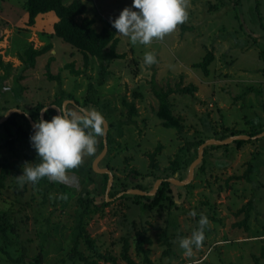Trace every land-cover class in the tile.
<instances>
[{"label":"rangeland","instance_id":"1","mask_svg":"<svg viewBox=\"0 0 264 264\" xmlns=\"http://www.w3.org/2000/svg\"><path fill=\"white\" fill-rule=\"evenodd\" d=\"M84 1L88 11L77 19L90 15L96 19L97 30L110 27L120 37L117 51L125 53L111 61V73L104 84L99 82L98 60L91 58L86 65L76 46L54 34L58 19L54 11L39 13L35 27H31L22 0H0V54L9 62L0 66V116L17 107L22 109L19 119L27 123L22 114H41L37 107L42 104L54 106L47 109L55 110L50 111V119L59 114L56 106L65 103L77 110H100L109 123L110 141L97 165L113 171L114 180L108 192L111 203L104 205L109 174L106 178L105 173L93 168L103 150L104 136L98 138L91 166L85 156L86 168L82 163L69 170L65 182L44 177L35 185L17 180L25 163H38L36 150L28 146L31 142L23 138L27 142L25 147L20 142L15 150L0 142V173L4 164L17 162L8 169L4 185H0V211L9 213L18 225L10 234L11 239L24 242L30 255L38 252L43 243L42 264H71V260L63 259L71 251L74 229L79 231L81 222L100 251L114 254L118 264H128L121 257L125 237L132 242V256L139 263L148 264L135 250V231L143 226L153 239L147 247L154 264H257L256 258L264 264V30L260 29V24H264V0H188V18L149 45L132 44L110 22L132 0ZM256 29L261 32L259 37L251 33ZM48 42H52L53 48L37 56L35 67L23 69L21 55L28 46L32 43L40 48ZM247 42L251 48L243 50ZM210 49L215 57L207 74L195 63ZM145 51L155 53L156 63L143 62ZM259 51L263 55L260 61ZM50 60V70L61 73V82L48 77ZM71 61L83 73L75 75L66 68L65 64ZM20 74L25 78L18 81ZM252 78L257 81L251 82ZM152 79L164 89L168 85L176 88L180 81L183 86H197L193 93L174 90L169 97L174 114L183 120V129L163 125L157 115L159 99L152 90ZM89 82L93 83L91 90ZM69 95L74 96V103L67 101L73 99ZM131 102L138 110L134 115L129 112ZM12 127L16 130V125ZM232 130L236 134H263L240 146L236 140L207 145L192 178L185 184L171 181L168 185L166 191L172 198L166 199L164 207L149 209L150 206L139 203L134 193L126 191H149L158 178L166 175L187 179L199 154V139H223L224 135H233ZM0 133L7 132L2 128ZM251 164L255 169L251 180L233 177L243 175ZM117 191L123 193L119 195ZM125 194L131 197H123ZM149 196L150 199L142 197L141 201H151L156 194ZM82 197L91 199L87 210ZM249 199H254L255 207L246 229L236 223L243 221L245 213L238 211ZM191 210L198 215H189ZM199 213L207 215L210 221L205 239L191 256H185L178 237L191 235L198 227ZM164 228L169 231L168 244L158 240ZM79 241L83 250L92 252L84 239ZM2 243L0 238V263L6 264ZM15 247H10L11 252L18 255L22 250ZM166 249L170 254H164ZM100 264L112 262L101 259Z\"/></svg>","mask_w":264,"mask_h":264},{"label":"trees","instance_id":"2","mask_svg":"<svg viewBox=\"0 0 264 264\" xmlns=\"http://www.w3.org/2000/svg\"><path fill=\"white\" fill-rule=\"evenodd\" d=\"M23 5L27 9L28 12V26H34L36 23V17L39 13H44L48 11H54L58 16L57 21L54 23V34L58 35L65 41L72 43L78 50L82 53L84 63L87 65L91 58H95L99 62L101 73L100 84H104L108 80V75L111 73L109 69L111 61L115 58L124 56L125 53H120L117 51V45L120 41V37L110 28L103 27L101 30H97L94 27L95 17L90 15H84L81 20L77 19L78 15L84 14L88 11V6L84 0H71L67 2L66 0H22ZM53 48L52 42H48L40 48H35L31 43L28 46V49L25 51L24 55H21V59L23 61V69H27L28 67L36 66V58L37 56L46 53L47 51ZM213 50H208L203 59L199 62L195 63V66L201 67L207 74L209 73V65L214 59ZM7 63V64H6ZM9 62H5L0 54V66L4 67L8 65ZM51 60L47 63V75L51 79H57L58 81H62L61 73H53L50 70ZM65 67L70 69L75 75H80L83 71L80 68L75 67V61L67 62ZM18 81L25 78L24 74H20L18 77ZM92 82H89L88 88L91 90ZM152 90L154 91L156 97L159 99V109L157 110V115L162 120L163 125L168 127H176L178 130L183 129L184 124L183 120L180 116H177L173 112V103L170 101L169 97L174 90H178L181 92H195L197 90V86L193 83L182 85V81L178 82V87L173 88L171 85H168L167 89L159 86L154 79H152ZM74 99V96L69 95ZM42 104V103H41ZM44 104L38 105L37 108L41 109ZM31 111V109L29 110ZM50 111L54 112V109L47 110L45 113V119L50 120ZM129 112L131 115H134L138 112L137 106L135 102H131L129 106ZM31 116L34 120L40 118V112L31 111ZM20 113L14 112L7 121L2 123L1 128H5L7 132V137L5 142L2 145L6 147H10L11 150H15V146L21 142V145L25 147L26 141H30V135L33 133L34 128L32 127L30 120L26 113L24 112L22 116L25 117L27 124L29 125L26 128L23 123L20 121ZM16 125V130H13V127ZM111 125V123H110ZM111 127V126H110ZM30 128V131H29ZM1 131V130H0ZM259 132V131H258ZM258 132H249V135H254ZM16 133V134H15ZM2 134V133H0ZM231 134H236V131H231ZM226 137V135L222 136V138ZM25 138V139H23ZM1 139V138H0ZM110 137L108 136V141ZM20 140V141H19ZM206 139L201 138L197 144H201ZM248 139H239L236 140L237 144L240 146L242 143L247 142ZM103 146V142L101 143ZM29 148L32 149V145L28 144ZM205 152H207V147L205 148ZM37 162L39 163V158H37ZM16 166L15 164L7 163L4 164L0 173V185H4V181L8 174V169L12 166ZM252 164L248 169L245 170L243 175H234L233 177H246L248 180H251V174L254 172ZM106 178H108V174H104ZM170 176V175H166ZM171 182L169 180H164L162 182L161 187L159 188L156 196L151 201H141L142 197H146L150 199L149 195H139L135 194L133 196L139 198V203H144V205L152 207H164L166 199H171L172 197L168 195L167 188ZM120 191V190H119ZM117 191V192H119ZM115 195V193L113 194ZM131 197L129 194H125L123 197ZM91 199L89 197H82V202H84V208L87 210L89 208V201ZM111 202L107 201L106 198L104 200V205H108ZM255 203L254 199H249L247 203H245L238 212H244L245 216L243 221H239L236 225L243 224L246 229L249 228L248 220L250 218L252 209H254ZM84 214H82L81 218L85 219ZM134 227H136V223L131 222ZM18 225L17 222L12 220V216L7 212L0 211V238L3 240L1 244V249L4 251L6 258L3 259L6 264H42L44 258V249L43 243L39 244L38 252L30 255L28 253L29 247L25 245L24 242L16 243L11 239V235L16 231ZM138 227V226H137ZM142 228H138L135 231V250L136 253L143 256L144 263L154 264L153 260L150 256V249L147 247L148 245L153 244V239L149 233L143 228V226H139ZM77 229V228H76ZM79 231L74 229L73 245L71 251L67 254V258H64V262L71 260V264H100V260L104 259L106 261L112 262V264H118L117 257L112 254L105 252L103 253L96 246L95 241L88 237V232L86 233V227L83 223H79ZM169 231L167 228L160 230L158 240L160 243L168 244ZM84 239L87 243L88 249L91 253H87L86 250H83L81 246V242L79 240ZM16 246V249H21L20 253L13 254L11 252L10 247ZM132 242L128 237L123 239V247L121 251V257L124 258L128 264H141L137 261L131 254ZM16 252V250H15ZM165 255L170 254V251L166 249L164 251ZM91 255H98L93 256ZM63 262V261H62ZM257 264H261L259 260L256 258ZM2 264V263H0Z\"/></svg>","mask_w":264,"mask_h":264},{"label":"clouds","instance_id":"3","mask_svg":"<svg viewBox=\"0 0 264 264\" xmlns=\"http://www.w3.org/2000/svg\"><path fill=\"white\" fill-rule=\"evenodd\" d=\"M188 18V0H132L120 14L110 22L117 33L129 38L132 44L149 45L153 39H162L174 31ZM153 51H145L143 62L156 63ZM47 106L41 108V113ZM8 112V111H7ZM59 114L44 119L43 116L33 124L30 135L32 147L36 150L39 163H25L17 180L33 185L42 178L63 183L68 171L78 167L83 158L97 150L98 138L107 132L105 115L95 108H69L67 103L58 108ZM3 115H7L3 114ZM189 215L198 213L191 210ZM198 227L190 236H180L179 247L185 256H191L194 248H199L205 239V228L210 221L207 215L199 213Z\"/></svg>","mask_w":264,"mask_h":264},{"label":"water","instance_id":"4","mask_svg":"<svg viewBox=\"0 0 264 264\" xmlns=\"http://www.w3.org/2000/svg\"><path fill=\"white\" fill-rule=\"evenodd\" d=\"M67 101L71 102V103H74L75 100L74 99H68ZM47 106V109L49 107H54L53 105H46ZM57 108H59V106H56ZM14 112H19V113H22V109L20 108H17V107H13V108H10L8 109V112L7 115H2L0 117V125L1 123L8 119ZM5 113V114H6ZM45 112L41 113L40 115L43 116V118L45 119ZM33 126V124L35 123V120L33 119V117L27 113L26 114ZM40 116V117H41ZM106 122H107V132L106 134L104 135L105 137V140H104V147H103V150L99 156L98 159L95 160L94 164H93V168L96 169L97 171L99 172H102V173H107L109 174V180H108V184H107V189H106V200L109 201V199H111L112 197L109 196V190L111 189V186L113 184V180H114V174H113V171L109 168V167H106V168H99L98 165H97V162L99 161V159L106 153V151L108 150V129H109V123H108V120L106 119ZM264 133V132H263ZM263 133H260V134H256V135H249V134H233L229 137H226V138H223V139H219V138H207L204 142H202L200 145H199V154H198V157L192 162L191 166H190V175L187 179H178L177 177H168V178H163V177H160L157 179L156 181V184L154 185L153 189L147 191V190H144V189H140V188H130V189H127L126 191L130 192V193H141V194H146V195H154L157 193L158 191V188H159V185L164 181V179L166 180H169V181H173V182H177V183H181V184H185L186 182H188L192 176H193V173H194V170H195V167L196 165L203 159L204 157V152H205V147L207 145H209L210 143H221V144H225V143H228V142H233L237 139H249V138H256L258 136H260L261 134ZM123 192H119L118 194L121 195Z\"/></svg>","mask_w":264,"mask_h":264},{"label":"crops","instance_id":"5","mask_svg":"<svg viewBox=\"0 0 264 264\" xmlns=\"http://www.w3.org/2000/svg\"><path fill=\"white\" fill-rule=\"evenodd\" d=\"M28 22V21H27ZM260 25H262V26H260V29H263L264 30V24H260ZM32 27V26H31ZM34 27H35V25H34ZM258 29V28H257ZM252 30L251 31V33L253 34V36L255 37V36H257V37H259L260 35H259V33H261L260 31H258V30ZM251 48V44L249 43V42H247L246 43V46H244V48H242L243 50H247V49H250ZM258 60L260 61V60H263V55L261 54V52L259 51V55H258ZM22 63H23V61H22ZM2 67V66H1ZM260 67H262L261 65H260ZM262 68H264V67H262ZM244 70H247V69H245V68H243ZM225 72V71H224ZM221 80H224V79H221ZM253 81H257L255 78H252L251 79V82H253ZM261 81L262 82H264V76H262V78H261ZM222 104H224V102L222 103ZM225 105V104H224ZM3 111L5 110V111H7L6 110V108L5 107H3V108H1ZM28 110H30V109H28ZM1 117V116H0ZM10 118V117H9ZM8 118V119H9ZM8 119H6V120H4V121H7ZM3 121V122H4ZM21 121V120H20ZM36 121V120H35ZM2 122V123H3ZM22 123H23V121H21ZM2 123H1V125H0V130H2ZM31 123V122H30ZM23 125L26 127V128H28L29 126H28V124L26 123V122H24L23 123ZM32 125V124H31ZM33 127V126H32ZM3 134H7V133H2L1 135H3ZM0 135V136H1ZM7 137V136H6ZM1 138V137H0ZM0 142H2L1 144H3L4 142H5V139L4 138H1L0 139ZM93 156H94V154H92L91 156H88V155H86V158H87V162H90V166L92 165V159H93ZM86 158H83L84 160L86 159ZM83 160V161H84ZM87 162L85 163V162H82V163H84V164H82L83 165V167H84V169L86 168V164H87ZM99 162V161H98ZM177 172V171H176ZM175 172V173H176ZM100 173H102V172H100Z\"/></svg>","mask_w":264,"mask_h":264},{"label":"flooded vegetation","instance_id":"6","mask_svg":"<svg viewBox=\"0 0 264 264\" xmlns=\"http://www.w3.org/2000/svg\"><path fill=\"white\" fill-rule=\"evenodd\" d=\"M162 177V176H161ZM168 177H170V176H164L163 178H168ZM164 180H166V179H164ZM171 182V181H170Z\"/></svg>","mask_w":264,"mask_h":264}]
</instances>
